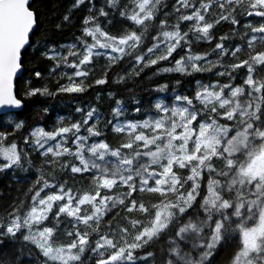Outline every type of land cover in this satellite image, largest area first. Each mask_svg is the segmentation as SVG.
Instances as JSON below:
<instances>
[{
	"label": "snow or ice",
	"instance_id": "obj_1",
	"mask_svg": "<svg viewBox=\"0 0 264 264\" xmlns=\"http://www.w3.org/2000/svg\"><path fill=\"white\" fill-rule=\"evenodd\" d=\"M85 4L81 35L57 48L33 42L31 0H0V106L84 95L125 61L112 83L153 66L161 79H215L186 92L178 79L157 81L148 107L109 91L107 115L75 106L79 119L34 127L23 148L13 139L23 122L0 115V173L40 158L24 198L0 216V245L20 244L0 264H23L25 249L29 264H157L151 249L161 240L158 264H216L237 236L222 264H264V0H73L74 9ZM70 22L64 15L55 30ZM200 42L211 51H194ZM30 48L48 63L18 93ZM53 76L55 89L39 83Z\"/></svg>",
	"mask_w": 264,
	"mask_h": 264
},
{
	"label": "trees",
	"instance_id": "obj_2",
	"mask_svg": "<svg viewBox=\"0 0 264 264\" xmlns=\"http://www.w3.org/2000/svg\"><path fill=\"white\" fill-rule=\"evenodd\" d=\"M175 0H167L169 6L174 3ZM103 3V0H97V7ZM31 6L36 9L38 14V26L33 35V42L39 46L46 40L54 43L57 48L60 45L73 43L77 36L81 35V20L88 14V5H82L80 9L73 8V0H31ZM71 16V22L63 24L61 30L56 31L55 26L62 23L64 15ZM253 19V18H245ZM258 20L259 18H254ZM117 27L119 25L117 24ZM108 30L112 34L116 33V29L109 26ZM227 26L218 28L219 32L227 31ZM212 45L205 42H200L198 45L194 44L193 49L196 52L203 53L204 51H211ZM25 69L23 73V79H18L16 83V91L21 92L22 88L26 87L31 79L29 73L34 68H44L47 65V61L42 60L39 55V51L28 49L24 53ZM209 59L215 60V55H210ZM104 64L103 60L97 63L95 77L101 75V67ZM128 68V63L125 61L120 66H114L113 71L109 75V83L106 85L96 86L84 95L62 96L55 98H47L43 96L32 97L25 99L22 105V109L14 112V115L7 116L4 123L7 124L8 120L13 122H23L24 127L19 134L13 137L20 143V147L23 148V137L27 136L34 127L43 126L46 130H50L55 124L58 117L63 116L72 120L79 119L74 113L75 106L91 105L95 106L104 115H107L110 111L111 102L108 99L107 93L113 91L119 94L120 97L136 96L141 98L145 107H148L156 93L150 91L156 87V82L159 83H172L178 79L181 81V87L178 89L180 92H186L194 89L196 81L200 80L204 83L214 80L215 77L211 73H196L192 76H181L179 73L166 74L164 79L159 76H154L155 66L152 68H146L140 74V76H129L128 80L124 84H114L112 81L116 79L117 73L123 74L124 70ZM57 77L53 76L51 79L47 77L39 83L46 84L48 87L55 89ZM91 82V81H89ZM39 86V84H37ZM99 93V96L97 95ZM161 97L167 95L171 96V93L159 94ZM48 107L49 113H43L42 109ZM109 139H112L109 137ZM115 142V141H113ZM34 167L28 171L21 170H9L4 173H0V216L6 214V210L17 199H23L24 194L27 192L28 187L31 185L35 176L37 175V168L40 166V158L37 154L33 153ZM238 242V236L234 238L229 244L220 249L216 256V264H222V261L231 253L236 243ZM164 246V241L161 240L157 244L152 246L153 251L157 252V264L160 258L159 249ZM20 248L19 243H13L5 241L3 245H0V260L7 261L18 252ZM23 264H29L27 257V249H25Z\"/></svg>",
	"mask_w": 264,
	"mask_h": 264
},
{
	"label": "water",
	"instance_id": "obj_3",
	"mask_svg": "<svg viewBox=\"0 0 264 264\" xmlns=\"http://www.w3.org/2000/svg\"><path fill=\"white\" fill-rule=\"evenodd\" d=\"M18 79L15 81V84L17 83ZM21 109H22V107L17 109V108L11 107V106H0V115L7 114V113L13 114L14 112L19 111Z\"/></svg>",
	"mask_w": 264,
	"mask_h": 264
}]
</instances>
